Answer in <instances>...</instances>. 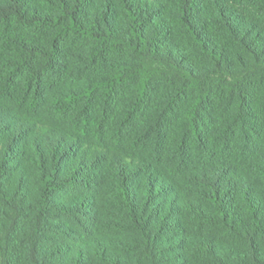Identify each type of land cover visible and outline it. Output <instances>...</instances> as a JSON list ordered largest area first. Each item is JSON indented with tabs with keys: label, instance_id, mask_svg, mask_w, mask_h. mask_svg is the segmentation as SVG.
<instances>
[{
	"label": "trees",
	"instance_id": "obj_1",
	"mask_svg": "<svg viewBox=\"0 0 264 264\" xmlns=\"http://www.w3.org/2000/svg\"><path fill=\"white\" fill-rule=\"evenodd\" d=\"M0 264H264V0H0Z\"/></svg>",
	"mask_w": 264,
	"mask_h": 264
}]
</instances>
